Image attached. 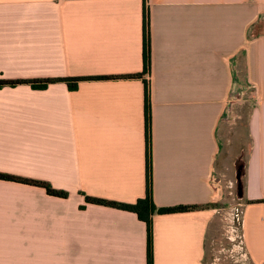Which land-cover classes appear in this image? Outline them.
<instances>
[{
  "label": "crops",
  "instance_id": "obj_1",
  "mask_svg": "<svg viewBox=\"0 0 264 264\" xmlns=\"http://www.w3.org/2000/svg\"><path fill=\"white\" fill-rule=\"evenodd\" d=\"M73 77L96 79L0 89V173L68 195L0 180V264H146L145 224L85 202L142 199L146 154L155 206L199 207L152 217V264H206L212 184L237 173L243 257L264 264V0H0V79Z\"/></svg>",
  "mask_w": 264,
  "mask_h": 264
},
{
  "label": "rangeland",
  "instance_id": "obj_2",
  "mask_svg": "<svg viewBox=\"0 0 264 264\" xmlns=\"http://www.w3.org/2000/svg\"><path fill=\"white\" fill-rule=\"evenodd\" d=\"M238 63L241 69L240 78L232 87L225 112L228 120L226 133H231L229 136H232L233 129L236 127L237 130V140L234 142L236 146L243 142V127L254 102V89L245 78L243 61L240 59ZM226 139L227 144H231L230 138ZM243 158L238 163L239 166L243 163ZM240 200L235 182L232 187L227 188L221 181L215 202L208 205V208L215 211V217L206 237V264H250L243 257L240 244Z\"/></svg>",
  "mask_w": 264,
  "mask_h": 264
},
{
  "label": "trees",
  "instance_id": "obj_3",
  "mask_svg": "<svg viewBox=\"0 0 264 264\" xmlns=\"http://www.w3.org/2000/svg\"><path fill=\"white\" fill-rule=\"evenodd\" d=\"M146 34L144 35V69L145 71L149 70L150 59H149V40H148V25L146 23ZM132 75L126 77L130 78ZM96 78L91 77H73V78H62V79H45V80H32V81H22V80H5L0 79V89L4 87H16L17 85L26 84L29 85L34 90L45 89L49 84L64 82L66 83L68 89L74 90L77 87V84L85 80H94ZM147 97V90H146ZM147 101V99H146ZM146 120H147V104H146ZM148 121V120H147ZM147 144V142H146ZM147 147V145H146ZM0 180L4 181H13L16 183L31 185L35 187L44 188L46 193L50 196L66 198L68 195L66 192L58 191L51 188L48 184L39 182L36 180L14 177L7 174L0 173ZM85 202L89 204L99 205L103 207H109L114 209H119L122 211H128L136 215L138 220L142 221L146 227V264H152V217L154 215L170 214V213H179V212H188L195 210L199 207L196 206H178L172 208H157L152 199V185H151V175L148 156L146 154V187L145 194L142 199H138L135 203L132 204H123L113 201H107L102 199H95L91 197H85Z\"/></svg>",
  "mask_w": 264,
  "mask_h": 264
},
{
  "label": "water",
  "instance_id": "obj_4",
  "mask_svg": "<svg viewBox=\"0 0 264 264\" xmlns=\"http://www.w3.org/2000/svg\"><path fill=\"white\" fill-rule=\"evenodd\" d=\"M236 190L239 197H242L240 175L238 173L236 174Z\"/></svg>",
  "mask_w": 264,
  "mask_h": 264
},
{
  "label": "built area",
  "instance_id": "obj_5",
  "mask_svg": "<svg viewBox=\"0 0 264 264\" xmlns=\"http://www.w3.org/2000/svg\"><path fill=\"white\" fill-rule=\"evenodd\" d=\"M147 72H148V71H146V75L148 74ZM147 77H148V75H147ZM211 180H212V178H211ZM212 181H214V180H212ZM212 187H213V189H214V191H215L214 194H215V196H216V193L218 192L219 186H216L215 183H214V184H212Z\"/></svg>",
  "mask_w": 264,
  "mask_h": 264
}]
</instances>
